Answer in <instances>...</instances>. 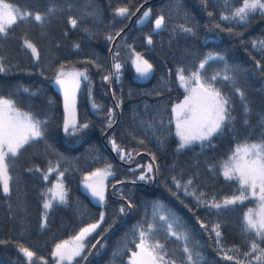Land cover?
<instances>
[{"label": "snow or ice", "instance_id": "6c2138e0", "mask_svg": "<svg viewBox=\"0 0 264 264\" xmlns=\"http://www.w3.org/2000/svg\"><path fill=\"white\" fill-rule=\"evenodd\" d=\"M63 3L62 10L73 14L79 12L72 0H63ZM200 6L206 33H214L213 36H206L205 44L208 40H219L222 33L238 39L256 71L264 76V30L247 40L242 31H236L247 28L254 18L264 20V0H200ZM106 7L111 15L108 27L114 30L103 34L108 50L103 63L100 56L93 52L91 41L102 34L99 27L104 22L102 17L105 10L97 8L94 3L88 11L75 16L67 15V25L83 33L79 42L70 44L69 55H82L83 59L53 55L51 48L42 56L38 44L27 35L18 38L16 43L18 50L28 56L31 67L41 76L51 72V77L46 78L57 87L63 98L62 125L57 126L63 138L83 137L93 126L87 117L78 119L77 97L82 93L91 102L94 114L103 113L101 130L109 133L106 136L107 145L120 162L129 166L127 173L134 178L116 179L115 165L99 155L91 163L104 161L102 167H92L91 170L78 167L76 158L70 161L48 143L51 121L45 113L23 110L14 99V92L0 94V199L10 202L13 194L18 192V188L14 189L11 184L17 160L28 148L43 143L45 151L40 159L46 163H35L22 170L37 177L45 185L41 192L38 228L48 231L54 208L69 203L71 192L66 181L76 172L82 173L80 185L98 208V216L93 213L81 217L82 226L75 230L74 235L55 239L50 250L51 261L14 237L0 238V245L16 247L22 254L24 264H91L89 254L98 251V246L104 247L101 238L112 227V224L104 227L102 222L111 216L113 224L117 222V217L121 223H127L128 219L135 220L128 230L132 239L127 241L131 245L126 247L127 264H206L199 250V242L192 240L185 229L184 216L155 196L150 200L142 198L139 203L135 202L132 195L134 189L163 185L171 197L190 214L199 230L208 236L222 261L226 264H264V119L260 123L259 137H254V129L243 139L238 133L232 137L228 152L221 158L205 155V150L215 148L213 141L222 137L226 130L233 131L232 125L238 117L245 128L249 125L250 102L240 83L237 69L229 65L218 51L196 53L191 48L184 50L180 59L163 58L159 65L156 64L152 57V53L158 51L154 36L167 31L171 43L178 37L196 36L200 28L196 17L184 10L178 0L169 6L170 10L175 7L177 15L182 17L183 22L178 24L172 23V16H166L163 9L153 19L150 8H144L142 12L139 6L134 9L130 4L113 8L110 0ZM52 12L51 7L24 10L8 0H0V45L9 43L10 33L18 23H32L41 29L42 36L45 35L53 23ZM138 13L136 25L145 22L151 25L143 36L146 45L144 52L137 51L134 43L128 42L134 41L135 37L127 25L115 28L113 24L114 20L117 23L131 20ZM69 34L67 30L62 32L64 39ZM52 47L59 53L64 45L58 41ZM121 51L124 52L123 56ZM109 60L111 63L106 68L105 64ZM129 62L139 79L154 76L158 68L162 67L161 81L168 85L166 90L169 95L166 98L161 95L165 89L154 90L159 101L151 108L150 118H142L149 115L148 107L137 114L140 119L136 130L144 139H137L136 136L132 139L150 157V162L144 164L135 162V157L140 156L137 148L122 147L114 138L116 127L119 126L116 117L122 115V111L115 110L122 109L123 99H118L112 88L114 84L121 83V73ZM13 69L22 70V65L13 64L8 48L0 47V74H8ZM94 76H99L100 87L109 89L115 101L114 105L107 107L106 112L103 105L95 102ZM18 91L31 95L29 88H19ZM173 91L177 93L176 96L171 95ZM133 111L137 110L134 108ZM169 137H174L171 142L175 143L174 152L177 156L191 152L196 147L201 151L194 154L195 159L187 166L174 161L164 168L158 163L156 151L169 142ZM146 139L149 143L155 140L156 151L149 150ZM52 175L55 180H50ZM109 178L114 183L111 193L106 195V181ZM129 184L133 188L125 192L123 189ZM226 189L231 194L221 195ZM110 196L115 197L113 203L118 204V208L112 212H109ZM253 201L255 206L245 209V203ZM16 207V218L21 220L23 232L22 201ZM12 209L13 205L8 203L9 219L14 215ZM138 209H143V213L136 219ZM101 228L103 231H100ZM233 228H239L243 239L238 242L229 240ZM127 235L126 232L125 238ZM170 244L173 246L169 247Z\"/></svg>", "mask_w": 264, "mask_h": 264}, {"label": "trees", "instance_id": "16d2710c", "mask_svg": "<svg viewBox=\"0 0 264 264\" xmlns=\"http://www.w3.org/2000/svg\"><path fill=\"white\" fill-rule=\"evenodd\" d=\"M8 2L24 10H44L51 7L53 8V23L43 36L41 35V29L38 26H34L32 23H18L13 27L10 33L9 43L7 45H0V47L8 48L9 54L12 57V63L22 65V70L13 69L8 74H0V94L14 92V99L18 101V106L22 107L23 110L45 113L47 118L51 121L48 143L57 153H60L70 161L76 158L78 160V167L85 170H91L92 167L96 166L102 167L104 161H101L99 164L91 163L92 159L99 155L106 158L107 162L115 165L114 172L116 173V179H133L134 177L127 173V167L129 166L120 162L115 153L111 151L110 146L107 145L106 136L109 133H103L101 130L104 122L103 113L98 115L94 114L91 108V102H89L82 93L78 94L77 116L78 119L87 117L93 126L83 137L75 136L63 138L62 131H59L57 127L58 125H62L63 102L59 93L54 90L55 88L51 80L46 78L51 77V72H47L41 76L35 68L31 67L28 56L25 55L22 50H18V44L16 43L17 39L27 35L38 44L42 56L51 48L53 55L66 56L73 60L83 59L84 57L82 55H69L70 44L79 42L83 37L81 31L72 29L71 26L66 23L67 15L73 13L62 10L64 8L63 0H8ZM72 2L79 12L88 11L93 3L97 8L105 10L104 17H102L104 22L99 27V31L102 34L94 41H91L93 52L100 56L101 62L103 63L108 51L105 47L103 34H106L109 30H114L108 27V20L111 19L110 10L106 7L108 0H72ZM110 2L113 8L124 4H130L134 9L136 6H139L141 12L144 8H150L153 11V19L155 15L159 14L161 9H163L166 16H172V23L178 24L183 22L182 17L177 15L176 8L172 7L170 10L169 7L177 2V0H110ZM178 2L183 5L184 10H187L196 17L199 21L200 28L196 36L178 37L171 43L169 42L167 31L161 32L158 36H154L153 39L156 42L158 51H154L152 57L155 59L156 64L159 65L163 58H172L173 60L180 59L183 56L184 50L189 48L196 53L209 50L218 51L225 57L229 65L237 69L240 83L244 87L250 102L251 112L248 117V127L245 128L242 120L238 117L237 122L232 125L233 131L228 132L226 130L222 137L213 141L215 145L214 149L205 150L206 156L221 158L223 154L228 152L232 137L238 133L240 139H243L254 129V137H259L261 131L260 123L262 119H264V76L256 71L252 61L245 52V48L240 45L238 39L230 38L222 33L219 40H208L205 44L206 36H213L214 33H206L203 27L205 18L201 11L200 0H178ZM79 12L73 15H78ZM138 15L139 13L131 20H124L121 23H117L114 20L113 24L115 28L124 25L128 26L130 24L129 28L131 29V35L135 37V40H129L128 42L134 43V47H136L137 51L144 52L146 50V45L143 36L149 31L151 25L147 22L136 25L135 20L138 18ZM65 30L70 33L67 39H64L62 36V32ZM262 30H264V20L258 17L254 18L247 28L236 29V31H242L244 33L245 40L249 37L254 38L260 35ZM58 41L64 45L59 53L52 47ZM84 50L86 51L87 48ZM123 55L124 52L121 51V56ZM110 63L111 61L109 60L105 64V67L107 68ZM169 66H171V64ZM215 66L216 65H213V67ZM162 71L163 68L160 67L154 76L146 81H139L133 76L134 71L129 62L125 64L121 73V83L119 85L114 84L112 88V91L116 92L117 98L123 99L122 109L115 110L122 111V115L116 117L119 126L116 127L114 125L116 127L114 138L122 147L137 148V150L140 151V156L135 157V162L141 164L149 161L150 157H148L145 152L137 146L135 140L132 139L133 136H136L137 139H144V136L136 130L140 119L137 114L143 112L146 107L150 109V112L151 108L158 103L159 98L156 96L155 89H165L161 93L165 98L169 95L166 90L168 85H165V83L161 81ZM83 87L84 85H82V88ZM19 88H29L31 95L20 93L18 91ZM93 94L95 102L104 106V112L107 111L108 106L114 105L115 103L112 99L111 91L107 88L100 87L99 76L93 77ZM171 95L176 96L177 93L173 91ZM180 98H182V95ZM134 108L137 110L136 112L133 111ZM41 118L45 117L41 116ZM142 118L148 119L145 116ZM173 139L174 137H169V142L160 147L159 151H156L155 140H153L152 143H149L147 139L145 140L149 150L156 151L158 163L164 168H167L174 161H179L181 165L187 166V164L195 159L194 154L201 151L199 147H196L191 152H186L177 156L174 152L175 143L171 142ZM44 151L45 145L43 143L33 145L17 160V167L12 172L13 179L11 184L14 189L18 188V192L13 194L10 202H5L3 199H0V238L7 239L9 237H14L19 243H23L40 255H45L46 258L51 261L50 250L55 239H66L69 235H74L75 230H78V227L82 226L80 224L81 217L93 213L98 216V208L88 195L82 191L80 186L82 173L76 172L69 176L66 181V183L69 184L71 192L69 203L54 208L50 216L48 231H43L38 228V219L41 212L40 205L42 203L41 192L45 188V185L37 177L28 175L22 170L31 167L35 163L45 164L46 162L40 159ZM141 157H143V159H141ZM200 159L203 160L204 157H200ZM54 177V175L50 176V180L55 179ZM17 179H19V184H17ZM161 180H163V177H161ZM112 183H114V181H111V178H109V193L112 191ZM117 187L120 186L117 185ZM129 188H133V186L129 184L128 187L123 190L127 192ZM230 194V191L227 189L221 193V195ZM132 195L135 197L136 203H139L142 198L150 200L153 196L163 199L165 203L173 207L178 214L185 217V229L192 240L199 242V250L202 252L206 264H226L225 261H222L216 255L212 242L209 241L208 236L199 230L198 225L195 224L190 214L171 197L163 185L151 188H136L133 190ZM114 199L115 197H109V212L118 208V204L113 203ZM21 201L23 207L22 215L24 218L23 224L25 226L23 232H21L22 222L16 218V206ZM185 202L188 203L189 201ZM8 203L13 205L12 211L14 215L12 219L8 218ZM251 205L254 206V201L252 203L246 202L244 207L246 209ZM142 213L143 209H138L135 218L138 219ZM134 222V219H128L127 223H121L119 217H117V222L113 224L111 216L107 217L103 225L104 227H108L109 224H112V227L105 236L101 238L104 247L99 248L98 246V251L94 250L93 253L89 254L91 264H127L128 256L126 254V247H131L127 241L132 239L131 233L128 230ZM100 231H103V228H101ZM126 232L128 233L127 238H125ZM97 235H99V232H97ZM241 239H243V237L240 235L239 228H233L229 240L238 242ZM172 246V244L169 245V247ZM0 264H24L22 254H20L13 245H0Z\"/></svg>", "mask_w": 264, "mask_h": 264}, {"label": "rangeland", "instance_id": "374dc122", "mask_svg": "<svg viewBox=\"0 0 264 264\" xmlns=\"http://www.w3.org/2000/svg\"><path fill=\"white\" fill-rule=\"evenodd\" d=\"M128 27H130V24L128 25ZM131 65V64H130ZM134 71V70H133ZM133 76L137 79V80H139V81H146V80H148V79H139V78H137V76H136V74H135V72H134V74H133ZM53 85V87L55 88L54 90H56L58 93H59V91H58V89H57V87L54 85V84H52ZM59 95H60V93H59ZM61 96V95H60ZM78 97H79V95H78ZM78 97H77V103H78ZM61 98H62V96H61ZM62 100V102H63V98L61 99ZM150 110V109H149ZM151 112V111H150ZM150 112H149V115L148 116H150ZM148 116H145V117H147V118H150V117H148ZM115 127V126H114ZM148 162H150V160L149 161H146L145 163H148ZM55 178V177H54ZM53 180H55V179H53ZM106 184L108 185V181H106ZM81 186V185H80ZM81 189H82V191H84V193H86L85 192V190L82 188V186H81ZM108 193H109V190L107 189V192H106V195H108ZM87 194V193H86ZM88 195V194H87ZM88 197L91 199V197L88 195ZM92 200V199H91ZM254 206H255V201H254ZM254 206H250V207H254ZM102 223H104V222H102Z\"/></svg>", "mask_w": 264, "mask_h": 264}]
</instances>
